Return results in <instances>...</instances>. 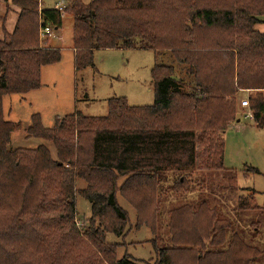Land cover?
<instances>
[{"label":"trees","instance_id":"obj_1","mask_svg":"<svg viewBox=\"0 0 264 264\" xmlns=\"http://www.w3.org/2000/svg\"><path fill=\"white\" fill-rule=\"evenodd\" d=\"M10 1L20 11L13 33L4 28L0 38V264H137L118 260L107 243L108 234L127 232L117 194L137 210V227L157 237L160 180L177 172L171 190L187 193L194 173L223 171V134L237 119L241 93L250 90L249 110L264 129V31L257 29L264 0H72L63 12L41 9L40 0ZM65 14L74 17L78 71L92 67L101 49H149L172 60L152 71L153 105L112 98L106 117L76 111L51 129L36 114L28 135L53 143L57 157L46 146L10 150L16 125L5 120L3 99L39 89L42 69L61 61L59 49L40 47L39 28L62 29ZM77 180L86 182L78 194L92 205L82 233ZM247 202L242 209H252ZM232 227L208 199L182 204L168 221L174 247L154 240L157 264L264 259L237 234L229 239Z\"/></svg>","mask_w":264,"mask_h":264},{"label":"rangeland","instance_id":"obj_2","mask_svg":"<svg viewBox=\"0 0 264 264\" xmlns=\"http://www.w3.org/2000/svg\"><path fill=\"white\" fill-rule=\"evenodd\" d=\"M40 1L43 9H52L56 5L68 6L72 0ZM82 1L86 4L90 2ZM18 9L20 11L10 0H0L1 39L5 37L4 28L9 34L15 30ZM73 27L74 17L65 14L62 29L53 31L58 39L55 36L43 37L41 27L39 28L40 47L60 48L62 59L59 63L42 69V86L39 89L27 94L4 97V118L16 125L10 150L46 146L53 158L57 157L53 143L28 135L32 116L36 114L40 115L44 127L51 129L58 118H64L76 111L83 112L86 116L106 117L109 114V100L112 98H123L131 107L154 104L155 84L152 71L158 64L171 62L169 53L162 55L149 49H101L95 51L92 67L78 71L75 67ZM257 29L264 31V23L257 26ZM245 97L247 96L242 95L237 105L236 118L241 119L240 124L231 128L236 119L228 127L231 129L226 137L227 147L222 172L199 170L190 179V190L187 193H174L171 190L179 176L177 172H167L160 180L163 191L156 218L159 232L157 237L147 226L137 227V210L120 193L117 194L118 204L129 215L124 236L118 238L112 234L107 235V243L117 247L118 260L130 256V260L137 264H157L154 240H157L159 248L170 250L174 247L168 230L171 210L203 198L216 206L222 216L232 220L229 239L237 234L247 244L264 250V129L257 128L253 120L244 117L249 112L241 104L247 100ZM252 168L258 169L259 173L250 170ZM122 182L123 180L119 185ZM76 187L75 223L82 233L89 227L87 219L91 216L92 205L78 194L79 190L87 187L86 182L77 180ZM247 198V203L252 208L250 210L248 207H241V201ZM255 206L261 208L254 210ZM254 264H264V259Z\"/></svg>","mask_w":264,"mask_h":264},{"label":"built area","instance_id":"obj_3","mask_svg":"<svg viewBox=\"0 0 264 264\" xmlns=\"http://www.w3.org/2000/svg\"><path fill=\"white\" fill-rule=\"evenodd\" d=\"M65 8V5H60V6H57L56 9L60 10V11H63ZM41 35L43 37H51V36H55L53 35V31L51 29V27L47 26V27H41ZM247 100L246 101H243L241 104H242V107L243 108H248L249 109V101H248V98H246ZM245 118H248V119H251L253 120V113L249 110V112L246 114Z\"/></svg>","mask_w":264,"mask_h":264},{"label":"crops","instance_id":"obj_4","mask_svg":"<svg viewBox=\"0 0 264 264\" xmlns=\"http://www.w3.org/2000/svg\"><path fill=\"white\" fill-rule=\"evenodd\" d=\"M57 7V5L54 7V8H56ZM41 9H43V7L41 6ZM18 13H19V9H18ZM19 15V14H18ZM17 24V23H16ZM8 32V31H7ZM13 33V32H12ZM11 34V33H10ZM55 37L57 38V36L55 35ZM58 39V38H57ZM57 49H59L60 50V48H57ZM74 52H75V49H74ZM75 54H76V52H75ZM249 94H250V91H246V92H243V93H241L240 94V96L242 97V95H245V96H247V97H245V98H248V96H249ZM83 113V112H82ZM245 117V116H244ZM240 122H241V119L240 118H238L237 119V121H236V123L235 124H233L232 126H231V128H234L237 124H240ZM254 122V121H253ZM254 124H255V122H254ZM231 128H229L225 133H224V139H225V153H226V147H227V144H226V137H227V133L229 132V130L231 129ZM224 159H225V156H224ZM225 162V161H224Z\"/></svg>","mask_w":264,"mask_h":264}]
</instances>
